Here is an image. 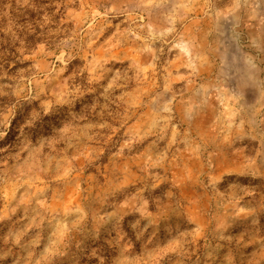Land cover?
Listing matches in <instances>:
<instances>
[{
    "label": "rangeland",
    "instance_id": "rangeland-1",
    "mask_svg": "<svg viewBox=\"0 0 264 264\" xmlns=\"http://www.w3.org/2000/svg\"><path fill=\"white\" fill-rule=\"evenodd\" d=\"M256 3L0 0V264H264Z\"/></svg>",
    "mask_w": 264,
    "mask_h": 264
},
{
    "label": "crops",
    "instance_id": "crops-1",
    "mask_svg": "<svg viewBox=\"0 0 264 264\" xmlns=\"http://www.w3.org/2000/svg\"><path fill=\"white\" fill-rule=\"evenodd\" d=\"M256 7H257V14H258V17L259 18L260 16H264V0H256ZM255 26V25H254Z\"/></svg>",
    "mask_w": 264,
    "mask_h": 264
}]
</instances>
